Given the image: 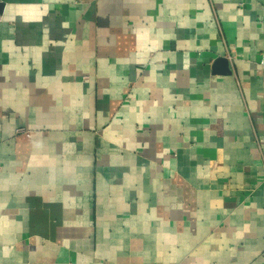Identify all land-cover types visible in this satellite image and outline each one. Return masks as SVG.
<instances>
[{
    "label": "crops",
    "instance_id": "crops-1",
    "mask_svg": "<svg viewBox=\"0 0 264 264\" xmlns=\"http://www.w3.org/2000/svg\"><path fill=\"white\" fill-rule=\"evenodd\" d=\"M0 4V264H264V0Z\"/></svg>",
    "mask_w": 264,
    "mask_h": 264
},
{
    "label": "built area",
    "instance_id": "built-area-1",
    "mask_svg": "<svg viewBox=\"0 0 264 264\" xmlns=\"http://www.w3.org/2000/svg\"><path fill=\"white\" fill-rule=\"evenodd\" d=\"M2 20V15H1V13H0V21Z\"/></svg>",
    "mask_w": 264,
    "mask_h": 264
},
{
    "label": "water",
    "instance_id": "water-1",
    "mask_svg": "<svg viewBox=\"0 0 264 264\" xmlns=\"http://www.w3.org/2000/svg\"><path fill=\"white\" fill-rule=\"evenodd\" d=\"M0 6H2V4H0Z\"/></svg>",
    "mask_w": 264,
    "mask_h": 264
}]
</instances>
